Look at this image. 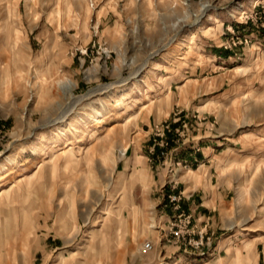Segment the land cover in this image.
Listing matches in <instances>:
<instances>
[{"label":"rangeland","instance_id":"1","mask_svg":"<svg viewBox=\"0 0 264 264\" xmlns=\"http://www.w3.org/2000/svg\"><path fill=\"white\" fill-rule=\"evenodd\" d=\"M262 35L264 0H0V264H264Z\"/></svg>","mask_w":264,"mask_h":264},{"label":"bare ground","instance_id":"2","mask_svg":"<svg viewBox=\"0 0 264 264\" xmlns=\"http://www.w3.org/2000/svg\"><path fill=\"white\" fill-rule=\"evenodd\" d=\"M188 2H189V0H187V4H188ZM207 8H208V5L206 4V3H204V4H202L201 5V11L202 12H205L206 10H207ZM187 47V46H186ZM15 65L17 66V72L19 71V72H23V65H22V63H24L23 62V56L19 53V51H18V53L16 54V57H15ZM19 65V66H18ZM157 66V65H156ZM157 68V67H156ZM46 71L45 70H42V71H39V75H40V77H42V78H44L45 76H46ZM126 95H128V93H126ZM258 96V95H257ZM127 98H129V96L127 97ZM264 97L262 96V94H260L259 95V99H263ZM257 99V98H256ZM99 116H100V113H99V111H97V110H94V112H93V114H91L90 115V117L92 118H94L95 120H97L98 118H99ZM61 131V130H60ZM106 131H108L107 132V134H105L106 135V139L107 138H109V136H110V133L112 132V128H110V129H107ZM123 135H124V133H122ZM58 135H59V137L60 136H62V137H65L66 135H65V133L64 132H60V133H58ZM122 139H123V137H122ZM107 141V140H106ZM127 150V148L125 147V150L124 151H126ZM105 152V151H104ZM12 160V159H11ZM14 164V163H13ZM123 180H124V178L121 176V179L119 180V182L121 183V182H123Z\"/></svg>","mask_w":264,"mask_h":264},{"label":"crops","instance_id":"3","mask_svg":"<svg viewBox=\"0 0 264 264\" xmlns=\"http://www.w3.org/2000/svg\"><path fill=\"white\" fill-rule=\"evenodd\" d=\"M262 39L264 40V35H262ZM192 149H194V146H193ZM206 149H208V148L200 147V148H198L196 150H192V151L189 150L186 153L187 154V158H188V160H190L192 162V165H196V164H198L200 162H203V164L201 165V167H203V166H205V164H206L205 162L206 161L210 162V160H207V157L205 156V152L204 151ZM197 151H200L201 154H197ZM146 153L148 154V151H146ZM197 157H199L200 160H197L196 159ZM193 160H194V162H193ZM189 173H193V170L192 171L190 170Z\"/></svg>","mask_w":264,"mask_h":264},{"label":"built area","instance_id":"4","mask_svg":"<svg viewBox=\"0 0 264 264\" xmlns=\"http://www.w3.org/2000/svg\"><path fill=\"white\" fill-rule=\"evenodd\" d=\"M179 201H180V198H178V197H173L172 199H171V202L172 203H179ZM177 210H179V207H177L176 208ZM145 249L146 250H152L153 249V246H152V244L151 243H147L146 245H145Z\"/></svg>","mask_w":264,"mask_h":264}]
</instances>
